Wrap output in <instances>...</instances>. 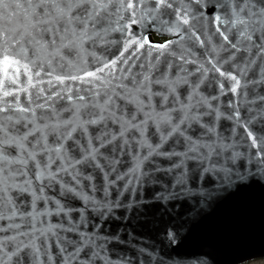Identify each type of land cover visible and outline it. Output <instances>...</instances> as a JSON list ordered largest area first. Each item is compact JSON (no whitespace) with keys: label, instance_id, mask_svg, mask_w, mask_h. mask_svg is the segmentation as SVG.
Segmentation results:
<instances>
[{"label":"snow or ice","instance_id":"6c2138e0","mask_svg":"<svg viewBox=\"0 0 264 264\" xmlns=\"http://www.w3.org/2000/svg\"><path fill=\"white\" fill-rule=\"evenodd\" d=\"M148 26L174 39L154 44ZM109 44L119 45L111 59L92 51ZM205 82L217 91H201ZM221 120L244 137L224 135ZM256 121L264 124V0H0V264H115L95 225L81 227L84 213L98 220L139 203L138 189L161 171L172 179L155 195L173 209L264 187ZM54 185L83 202L79 217L46 194ZM195 223L166 208L155 221L170 240Z\"/></svg>","mask_w":264,"mask_h":264},{"label":"water","instance_id":"95a60500","mask_svg":"<svg viewBox=\"0 0 264 264\" xmlns=\"http://www.w3.org/2000/svg\"><path fill=\"white\" fill-rule=\"evenodd\" d=\"M208 10L211 11L210 8ZM135 30L136 26H133V31ZM142 31L154 44H163L174 39L166 31H158L152 26L142 28ZM153 34L158 37H166V39H154ZM113 35L119 36L118 33ZM118 49V44H109L106 46V51L101 45L92 51L98 56L111 59ZM156 54L154 51L152 58ZM170 59L167 55L161 57L158 68L164 70L165 61ZM143 60L142 56L141 61ZM141 61L136 63L139 64ZM82 67L90 70L93 67L92 58L88 57V64L82 65ZM188 68L191 70L193 65H188ZM76 70V68L66 69V71L73 72ZM132 71L137 72L138 68L134 67ZM211 76L210 73L209 79ZM80 87L88 86L80 85ZM205 87L207 92L215 93L217 91V86L214 83L205 82L201 91H204ZM230 99H232L231 93L220 97L221 104H226ZM23 101L24 95L22 94L21 102ZM66 103L63 100H57V106ZM241 114H244L243 108ZM219 125L224 135L233 133L231 122L221 120ZM254 127L264 128V124L256 121ZM151 131L150 128L149 132ZM233 134L241 138L244 137L243 130L238 127ZM123 159L124 163L120 166L121 169L128 166V157ZM158 160L162 168L167 167L168 161L165 158L160 157ZM156 175L161 177L158 183L146 184L143 189H138L139 203L134 198L130 207L116 209L110 215H105L98 220L96 219L98 213L91 211L84 213L88 217L89 223L81 225V227L91 232L95 225L97 234L101 235L102 240L108 242L106 255L111 257L115 264H156V261L161 258L164 260V264H202V262L203 264H237L248 258L264 255V187L253 183L234 195L219 198L204 207H201L194 198L188 197V203L180 202V206L173 209L171 205L177 202L155 195L157 190L167 194L166 182L172 179V176L165 171L158 172ZM103 182L99 172L91 181L97 187ZM84 183L88 184L89 181L85 180ZM46 194L49 197L60 199L66 206L72 207L74 211L71 212V215L74 219L80 216L79 209L83 207V202L80 199L71 194H68L67 197L62 196L58 185L46 189ZM96 195L99 196V193ZM221 196L223 197L224 194ZM21 198L30 199L26 194ZM39 206H44L43 201L39 203ZM49 207H53V205L50 203ZM161 208L168 209L174 216L182 215L184 220H195V226L191 228V231L187 227L180 228L176 239H168L162 229L155 224ZM50 219L53 223H57L64 217L63 215L59 218L52 216Z\"/></svg>","mask_w":264,"mask_h":264},{"label":"flooded vegetation","instance_id":"af4514ba","mask_svg":"<svg viewBox=\"0 0 264 264\" xmlns=\"http://www.w3.org/2000/svg\"><path fill=\"white\" fill-rule=\"evenodd\" d=\"M262 261H264V255L251 258V259L243 262L242 264H250L252 262H257L258 263V262H262Z\"/></svg>","mask_w":264,"mask_h":264},{"label":"rangeland","instance_id":"374dc122","mask_svg":"<svg viewBox=\"0 0 264 264\" xmlns=\"http://www.w3.org/2000/svg\"><path fill=\"white\" fill-rule=\"evenodd\" d=\"M250 264H264V261H262V262H252V263H250Z\"/></svg>","mask_w":264,"mask_h":264},{"label":"trees","instance_id":"16d2710c","mask_svg":"<svg viewBox=\"0 0 264 264\" xmlns=\"http://www.w3.org/2000/svg\"><path fill=\"white\" fill-rule=\"evenodd\" d=\"M155 38H158L157 36H154Z\"/></svg>","mask_w":264,"mask_h":264}]
</instances>
